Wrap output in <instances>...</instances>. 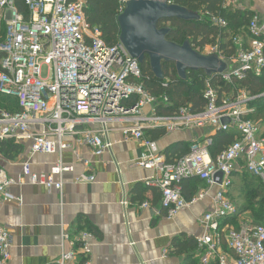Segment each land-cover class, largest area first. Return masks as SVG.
I'll return each mask as SVG.
<instances>
[{"label": "built area", "instance_id": "2783aa9c", "mask_svg": "<svg viewBox=\"0 0 264 264\" xmlns=\"http://www.w3.org/2000/svg\"><path fill=\"white\" fill-rule=\"evenodd\" d=\"M131 0H118L117 15H121ZM245 1V0H244ZM222 7L239 6L243 0H221ZM27 17L16 11L14 0H0V13L6 34L0 39V96L16 100L18 111L0 109V141L30 142L32 154H61L72 146L89 149L94 156L111 152L114 143L109 134L119 132L122 139L136 141L141 147L136 165L154 172L145 186L160 193V207L168 220L179 212L204 200L212 189V209L199 218L203 234L196 238L205 248L207 261L219 248L221 233L227 248L234 254L233 264H264V226L241 222L238 228L222 221L235 215L236 207L228 198L233 173L243 167L264 185V138L260 126L249 119L255 98L245 91L220 93L214 79L231 84L247 75L260 76L264 71V14L251 12L247 27L248 40L243 35L230 38L235 46L234 56L228 58L218 46L206 48L205 56H216L226 64L217 75H208L200 93L205 105L199 112L187 106L176 113H157L160 100L140 83V64L118 41L106 45L98 28L86 23L85 0H26ZM246 7V6H245ZM213 26L224 31L227 22L220 15L206 13ZM45 69V76L43 71ZM148 108V112L144 110ZM163 129H207L202 143H194L184 156L168 158L156 142L145 137V131ZM228 134L233 142L215 158L209 153L212 136ZM86 167L87 162L83 163ZM72 166L56 163L48 174L36 175L27 163L23 175L33 185L61 192L62 176ZM198 179L204 187L191 198L182 195L181 183ZM94 176L82 175L77 184L93 183ZM12 181L0 169V197L12 199L7 190ZM19 202V200H16ZM129 201H121L127 209ZM147 203L141 208H148ZM90 232L74 236L63 235L69 248L51 264H80L78 252L89 264ZM133 244L131 243V246ZM12 239L0 226V264L11 259ZM219 264H228L226 257Z\"/></svg>", "mask_w": 264, "mask_h": 264}, {"label": "crops", "instance_id": "0c3cea01", "mask_svg": "<svg viewBox=\"0 0 264 264\" xmlns=\"http://www.w3.org/2000/svg\"><path fill=\"white\" fill-rule=\"evenodd\" d=\"M253 1L257 12L264 14V0ZM2 28L0 13V39L4 38ZM153 130L154 135L146 136L147 130L145 136L156 142L166 157L202 143L209 133L207 129L171 133ZM161 130L165 132L162 135ZM109 139L114 143L112 151L101 156L82 146H72L61 154H32L30 142L21 143L23 151L16 160L0 156L1 169L12 181L7 190L12 199L0 197V226L12 239L8 264H51L69 248L63 235L79 232L92 235L89 264H219L224 256L228 264H233L234 254L221 244L205 261V248L196 241L203 234L199 218L212 209L211 197L216 189L168 220L161 211L160 195L144 184L155 176L154 172L136 165L141 153L139 143L125 142L119 132L110 133ZM58 162L73 168L62 176L61 192L33 185L23 175L25 163L33 174L44 175ZM82 175L94 176L95 181L77 184ZM124 198L130 204L125 210L121 206ZM143 203L149 207L141 208ZM241 222L250 223L242 218ZM78 261L85 262L80 252Z\"/></svg>", "mask_w": 264, "mask_h": 264}, {"label": "trees", "instance_id": "16d2710c", "mask_svg": "<svg viewBox=\"0 0 264 264\" xmlns=\"http://www.w3.org/2000/svg\"><path fill=\"white\" fill-rule=\"evenodd\" d=\"M25 2L26 0H14V5L19 14L27 17ZM85 2L84 12L87 25L91 28H98L101 31L102 41L108 46H114L119 41L120 33L117 22L118 0H85ZM175 4L189 12L198 14L200 19L197 21L172 19L160 22V27L169 28L170 32L167 35L169 42L177 45H183L187 42L196 52L198 48L218 46L219 50L230 58L236 52L230 38L235 35H243L245 40H248L247 27L251 18L250 12L223 8L221 0H175ZM206 13L220 15L227 22L226 30L221 31L213 26L210 19L205 16ZM164 23L169 25L166 26ZM2 29V35L5 37L6 26H3ZM140 69L142 73L140 83L144 85L148 93L159 99L167 98L166 103L160 100L158 114L169 116L184 106L189 107L194 113L199 112L204 107L205 103L200 96L204 88V80L208 77L204 71H187L186 78L181 79L174 64L163 63V79L161 80L153 75L147 57L145 62L140 65ZM213 86L219 88L220 93L230 94L243 90L250 97L255 98L249 103L253 112L248 117L259 124L260 136L264 138V97H261L264 94V71L258 77L247 75L244 80L233 81L231 84L220 79H214ZM0 109L16 112L18 105L14 98L0 96ZM161 131V135L165 133L163 130ZM152 134H155L154 130H149L146 136ZM232 142L233 139L228 134L217 133L213 135L212 145L209 147L211 157L215 158ZM192 145L183 148L179 154H167L168 160L188 154ZM22 151L23 145L21 143L14 140L0 141V156L4 160H16ZM241 166L243 168L239 172L233 173L231 186L227 192L228 198L236 207V213L222 221L221 227L228 224V226L238 228L241 218L252 225L264 226V185L258 178L245 170L244 162L241 163ZM180 185L185 199L191 198L204 187L203 182L198 179H188ZM153 192L160 195L157 189H154ZM242 215L247 216L243 217ZM221 235L223 239L224 233ZM221 246L223 249L229 250L226 248L227 243L225 241H222Z\"/></svg>", "mask_w": 264, "mask_h": 264}, {"label": "water", "instance_id": "95a60500", "mask_svg": "<svg viewBox=\"0 0 264 264\" xmlns=\"http://www.w3.org/2000/svg\"><path fill=\"white\" fill-rule=\"evenodd\" d=\"M172 19L197 21L200 16L176 5L175 0H131L117 18L119 42L140 65L147 57L153 75L161 80L163 63L174 64L181 79L186 78L187 71H204L207 75L225 71L226 64L216 56L202 55L187 42H169V28L159 23Z\"/></svg>", "mask_w": 264, "mask_h": 264}, {"label": "rangeland", "instance_id": "374dc122", "mask_svg": "<svg viewBox=\"0 0 264 264\" xmlns=\"http://www.w3.org/2000/svg\"><path fill=\"white\" fill-rule=\"evenodd\" d=\"M259 1H261V0H259ZM241 7H239V6H230V7H227V9L228 8H230V9H233V10H241V11H247V12H257V10L254 8V1L253 0H243V2L241 3ZM246 6V7H245ZM2 25L3 26H5V22L2 20ZM164 25H169L168 23H164ZM162 26H163V24H162ZM231 36V35H230ZM229 36V37H230ZM228 40V39H227ZM208 47H210V46H206V47H204L203 49H199L198 48V50L202 53V54H204V53H206L205 52V50H206V48H208ZM206 55V54H205ZM43 76H45V69H44V71H43ZM206 130V129H205Z\"/></svg>", "mask_w": 264, "mask_h": 264}]
</instances>
